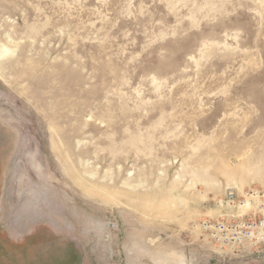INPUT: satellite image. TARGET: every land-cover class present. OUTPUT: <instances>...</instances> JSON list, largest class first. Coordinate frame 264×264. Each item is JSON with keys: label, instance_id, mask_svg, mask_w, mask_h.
I'll use <instances>...</instances> for the list:
<instances>
[{"label": "rangeland", "instance_id": "374dc122", "mask_svg": "<svg viewBox=\"0 0 264 264\" xmlns=\"http://www.w3.org/2000/svg\"><path fill=\"white\" fill-rule=\"evenodd\" d=\"M4 45L0 264H264L201 227L264 190V0H0Z\"/></svg>", "mask_w": 264, "mask_h": 264}, {"label": "built area", "instance_id": "2783aa9c", "mask_svg": "<svg viewBox=\"0 0 264 264\" xmlns=\"http://www.w3.org/2000/svg\"><path fill=\"white\" fill-rule=\"evenodd\" d=\"M244 204L252 207L250 214L240 211ZM216 205L219 213L201 226L211 243L218 248H244L257 256L263 255L264 190H228Z\"/></svg>", "mask_w": 264, "mask_h": 264}, {"label": "bare ground", "instance_id": "6f19581e", "mask_svg": "<svg viewBox=\"0 0 264 264\" xmlns=\"http://www.w3.org/2000/svg\"><path fill=\"white\" fill-rule=\"evenodd\" d=\"M11 52L13 53V51H11L8 47H6L5 45L4 46H0V77L1 78H3V75H2V68H3V64H4V62H5V60L7 59V57L8 56H10V54H11ZM12 56V55H11ZM35 156V155H34ZM242 157V156H241ZM240 157V158H241ZM32 158V157H31ZM239 158V157H238ZM34 159V158H33ZM31 162H32V160H31ZM33 163V162H32ZM36 165V167H38V165L37 164H35ZM80 166V165H79ZM86 170V169H85ZM89 170H90V168H89ZM89 170H88V172H89ZM72 171V170H71ZM87 172V171H86ZM81 175H78V176H80V177H82V178H86V179H88L87 180V182L89 183H87V182H85L87 185H84V186H96V185H98V184H100L99 182L98 183H95V181H94V178H95V175L94 174H87V173H80ZM77 176V177H78ZM81 178V180H83ZM78 181V180H77ZM83 182H84V180H83ZM94 182V183H93ZM105 184V183H104ZM233 184V183H232ZM99 186V185H98ZM107 186V185H106ZM130 189H131V187H129ZM94 189V188H93ZM89 190V189H88ZM248 204H244L243 206H241V207H246ZM150 243H149V245L150 246H152L151 244H154V242L152 243V241H149ZM148 243V242H147ZM144 246V248H146V249H149V248H151V247H147V245H143ZM151 251V250H150Z\"/></svg>", "mask_w": 264, "mask_h": 264}]
</instances>
